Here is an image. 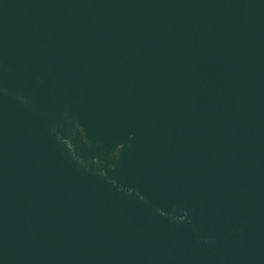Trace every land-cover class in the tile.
Returning a JSON list of instances; mask_svg holds the SVG:
<instances>
[{
  "label": "water",
  "instance_id": "obj_1",
  "mask_svg": "<svg viewBox=\"0 0 264 264\" xmlns=\"http://www.w3.org/2000/svg\"><path fill=\"white\" fill-rule=\"evenodd\" d=\"M0 264H264V0H0Z\"/></svg>",
  "mask_w": 264,
  "mask_h": 264
}]
</instances>
